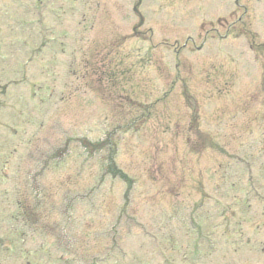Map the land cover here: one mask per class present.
Returning a JSON list of instances; mask_svg holds the SVG:
<instances>
[{
    "label": "rangeland",
    "instance_id": "rangeland-1",
    "mask_svg": "<svg viewBox=\"0 0 264 264\" xmlns=\"http://www.w3.org/2000/svg\"><path fill=\"white\" fill-rule=\"evenodd\" d=\"M0 264H264V0H0Z\"/></svg>",
    "mask_w": 264,
    "mask_h": 264
}]
</instances>
